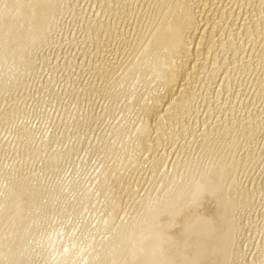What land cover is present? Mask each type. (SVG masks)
Masks as SVG:
<instances>
[{"label": "rangeland", "instance_id": "374dc122", "mask_svg": "<svg viewBox=\"0 0 264 264\" xmlns=\"http://www.w3.org/2000/svg\"><path fill=\"white\" fill-rule=\"evenodd\" d=\"M158 1L46 0L33 23L29 0H0V264H137L135 218L215 167L231 264H264V0L223 1L222 44L156 131ZM15 181L32 198L9 206Z\"/></svg>", "mask_w": 264, "mask_h": 264}, {"label": "bare ground", "instance_id": "6f19581e", "mask_svg": "<svg viewBox=\"0 0 264 264\" xmlns=\"http://www.w3.org/2000/svg\"><path fill=\"white\" fill-rule=\"evenodd\" d=\"M23 1H25V0H23ZM39 1L40 0H37V2H36V0H35V2H34V0H29V2L26 3L27 6H24L26 8V12L30 14V18L33 17V14L36 13L35 16H37L36 18L39 20V19L43 18L45 14H47L46 12H48L47 9H48L50 3L48 4V7H47L46 4H44V1H46V0H42L41 2H39ZM159 1H161V7H159L160 8L159 13L157 12L158 14L156 15L157 16L156 17V23L153 22L155 24H153L154 25V27L152 28L153 33L150 36V39H151V42L149 43L150 45L149 44H147V45L150 46L149 48L151 50V53L157 52V55L159 54V57L157 56L159 59L158 58L155 59L156 63H158L160 61L159 63L163 64L164 60H169L171 58H172V61H173V59H175L176 62L174 60L173 63H171L172 62L171 61L170 64L168 65V67H165V69H166L165 73H164L165 77L161 82L162 85H161L160 90L158 91L159 93H157L155 95V97H156L155 101L149 107V110L147 109L148 113L153 116V123H152L153 126L152 127H154L155 130L163 128V126H164L163 125V123H164L163 119L166 117L168 118V116H170V114L173 113L172 110L174 109L175 105H177L178 103L185 105V102L187 100H189L188 97H190V94L192 93L190 91V86H189L190 83L189 82H191L190 81L191 78L194 77V75L198 72L199 67H200V70L203 67L202 63L204 61V58L208 57L207 56L208 53H210L212 51V48H214L213 45H215V43L219 44V42L222 41V39H221V38H223V34L221 36L222 25L226 22V19H228L227 15L229 16V12H230V9H229L230 5H227V3H226L227 1L223 2L224 0H159ZM45 6L47 7V9ZM18 7H19V5H18ZM22 10H23V8H22ZM22 15H24V13ZM26 15H28V14H26ZM26 15H24V16L26 17ZM33 18H35V17H33ZM28 20H30V19H28ZM258 20H259V18H258ZM35 21H36V19L33 22L32 18H31V21H29V22L35 23ZM41 21H42V19H41ZM39 22H40V20H39ZM9 23L10 22H8V24ZM38 23H36V25ZM42 24H43V22H42ZM42 24H40V25H42ZM11 26H10V28H11ZM24 27H26V25ZM33 27H35V26H33ZM40 27L38 29H40ZM151 27H152V25H151ZM248 27H247V29H248ZM25 30L30 31V27H26ZM41 31H42V28H41ZM248 31L250 32V30H248ZM257 31H258V29H257ZM249 32H248V34H249ZM250 34L252 35L253 33H250ZM250 34H249V36H250ZM35 37H34V39H35ZM25 38H26V36H25ZM27 40L29 41V39H27ZM23 42H25V41H23ZM31 44H32V42H31ZM221 44H222V42H221ZM149 48H148V51H149ZM13 49H14V47H13ZM161 61H162V63H161ZM158 64H156V65H158ZM203 64H205V63H203ZM165 65H167V64H165ZM156 131H158V130H156ZM156 138H157V136H156ZM223 167H224V165H223ZM215 169H216V167H215ZM215 169L212 171L205 172L204 174H202L201 177H199L198 180H196L193 183L188 184V186L184 187L183 189H180L177 192L176 196H174L175 194L172 195L173 196L172 198L167 196L168 198L165 200L163 199V204H162V206H159L160 207L159 209L160 210L171 209V208L176 207V206L186 205V204L191 203V202L202 201L203 199H206V198L216 197L218 195L227 193V198H228V210H227V213H228V229H229V239H230L231 238L230 236L233 235L232 233L234 231L233 230L234 228L232 226L233 225V217H234V214H233L234 211L232 209L233 203L230 200V196H228V195H230L231 191H228L225 189V186H224L225 180L223 181V176H222V174L224 172L222 170H219V169H217V171H215ZM224 175H225V173H224ZM16 181L14 182V183H16L15 187L11 186V188H13V189L11 190V197L10 198H12V199L9 201L10 202L9 206H11L14 203L13 201L15 198L21 199V201L23 198H25V200H23V201H25V203L27 202V199L32 198V193H31L32 191H29V189H27V187L24 186L22 181H18V182H16ZM20 183L23 185L20 186ZM235 188H234V190H235ZM228 192H229V194H228ZM233 196H234V194H233ZM21 201H20V203H21ZM119 227H121V226H119ZM131 227L133 228L134 226L128 225L126 227L124 225V226H122V228H119L118 233H117L118 234V240L124 241V242L127 241L128 235L130 234V231L132 229ZM229 244H230V241H229ZM126 247H129V245L128 246L126 245ZM125 250H126V248H125ZM127 250H126V253H129L130 248H129L128 252H127ZM123 258L124 259L126 258L128 261L129 260L132 261V258H129V255L128 256L125 255V257H123ZM136 259L137 260H134V259L133 260L136 261L137 264H141V262H139V257H137ZM230 259H231V256H230Z\"/></svg>", "mask_w": 264, "mask_h": 264}, {"label": "water", "instance_id": "95a60500", "mask_svg": "<svg viewBox=\"0 0 264 264\" xmlns=\"http://www.w3.org/2000/svg\"><path fill=\"white\" fill-rule=\"evenodd\" d=\"M227 193L135 218L141 264H231Z\"/></svg>", "mask_w": 264, "mask_h": 264}]
</instances>
